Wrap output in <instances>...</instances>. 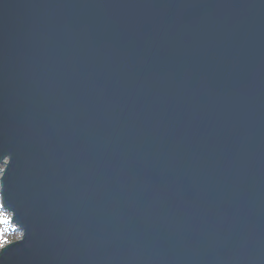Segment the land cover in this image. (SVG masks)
I'll return each instance as SVG.
<instances>
[{
  "label": "water",
  "instance_id": "obj_1",
  "mask_svg": "<svg viewBox=\"0 0 264 264\" xmlns=\"http://www.w3.org/2000/svg\"><path fill=\"white\" fill-rule=\"evenodd\" d=\"M0 264H264V0H0Z\"/></svg>",
  "mask_w": 264,
  "mask_h": 264
},
{
  "label": "rangeland",
  "instance_id": "obj_2",
  "mask_svg": "<svg viewBox=\"0 0 264 264\" xmlns=\"http://www.w3.org/2000/svg\"><path fill=\"white\" fill-rule=\"evenodd\" d=\"M2 170L3 165H0V176ZM5 216L7 217L8 222H0V249L11 242L17 241L21 237V231L10 221V213L3 210L0 196V217Z\"/></svg>",
  "mask_w": 264,
  "mask_h": 264
},
{
  "label": "snow or ice",
  "instance_id": "obj_3",
  "mask_svg": "<svg viewBox=\"0 0 264 264\" xmlns=\"http://www.w3.org/2000/svg\"><path fill=\"white\" fill-rule=\"evenodd\" d=\"M0 222L7 223L8 222L7 217L6 216L5 217H0Z\"/></svg>",
  "mask_w": 264,
  "mask_h": 264
}]
</instances>
